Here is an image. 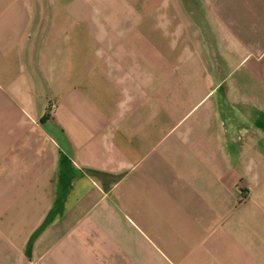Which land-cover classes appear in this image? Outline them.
Returning a JSON list of instances; mask_svg holds the SVG:
<instances>
[{
    "label": "crops",
    "instance_id": "obj_1",
    "mask_svg": "<svg viewBox=\"0 0 264 264\" xmlns=\"http://www.w3.org/2000/svg\"><path fill=\"white\" fill-rule=\"evenodd\" d=\"M0 264H264V0H0Z\"/></svg>",
    "mask_w": 264,
    "mask_h": 264
},
{
    "label": "built area",
    "instance_id": "obj_2",
    "mask_svg": "<svg viewBox=\"0 0 264 264\" xmlns=\"http://www.w3.org/2000/svg\"><path fill=\"white\" fill-rule=\"evenodd\" d=\"M55 108H56V105H52L51 108H50V111L54 112Z\"/></svg>",
    "mask_w": 264,
    "mask_h": 264
}]
</instances>
